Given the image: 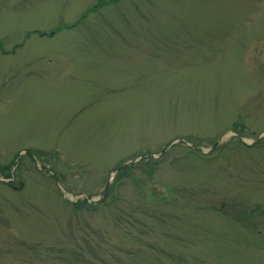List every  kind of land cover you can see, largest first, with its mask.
I'll return each instance as SVG.
<instances>
[{"label": "rangeland", "instance_id": "obj_1", "mask_svg": "<svg viewBox=\"0 0 264 264\" xmlns=\"http://www.w3.org/2000/svg\"><path fill=\"white\" fill-rule=\"evenodd\" d=\"M0 264H264V0H0Z\"/></svg>", "mask_w": 264, "mask_h": 264}]
</instances>
